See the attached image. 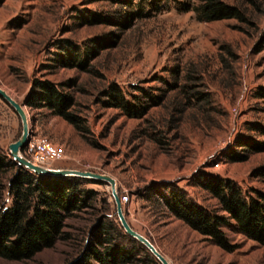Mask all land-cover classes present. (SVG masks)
I'll return each mask as SVG.
<instances>
[{"label": "rangeland", "instance_id": "1", "mask_svg": "<svg viewBox=\"0 0 264 264\" xmlns=\"http://www.w3.org/2000/svg\"><path fill=\"white\" fill-rule=\"evenodd\" d=\"M224 1L248 20L200 21L195 11L182 10L201 0H0V85L25 103L31 133L46 135L63 152L47 165L114 176L120 196L129 194L127 219L172 264H264L263 242L233 224L225 230L236 248L226 250L178 218L157 193L176 183L218 207L200 182L203 174L264 192V0ZM66 40L91 51L84 67L60 61ZM36 78L71 93V110L89 130L47 106H29ZM112 91L130 102L128 110ZM22 131L20 116L0 96V152L11 155L10 143ZM85 185L98 199L67 220L75 241L60 240L29 259L0 256V264H62L75 256L95 217L116 211L109 182ZM138 256L119 264L150 259L143 250Z\"/></svg>", "mask_w": 264, "mask_h": 264}, {"label": "trees", "instance_id": "2", "mask_svg": "<svg viewBox=\"0 0 264 264\" xmlns=\"http://www.w3.org/2000/svg\"><path fill=\"white\" fill-rule=\"evenodd\" d=\"M182 10L195 11L200 21L248 20L243 9L224 0L185 3ZM64 42L58 52L60 61L69 67H84L91 51L81 52L72 41ZM261 43L264 44V31ZM111 93L117 105L129 109L130 102L120 92ZM73 102V95L49 78H36L27 97L29 106H47L79 130L88 131L85 120L71 110ZM90 181L74 175L39 174L8 152H0V256L29 259L60 240L75 241L66 229L67 220L84 207L95 205L97 191L85 185ZM200 182L218 199V207L199 202L176 183L167 184L165 191L157 193L178 218L226 250L236 248L225 230L233 224L246 236L264 243V192L249 193L234 179L219 175L203 174ZM90 224L82 248L62 264H119L141 260L138 254L142 250L150 258L145 264H162L146 245L125 231L115 209L114 217L97 215ZM76 244L70 243L75 249Z\"/></svg>", "mask_w": 264, "mask_h": 264}, {"label": "water", "instance_id": "3", "mask_svg": "<svg viewBox=\"0 0 264 264\" xmlns=\"http://www.w3.org/2000/svg\"><path fill=\"white\" fill-rule=\"evenodd\" d=\"M0 96L16 111L20 116L23 125L22 134L18 139L10 143V153L11 155L21 164L28 167L29 169L35 171L39 174H51L60 176H81L97 181H106L111 184L112 194L114 196L116 204V212L118 219L125 229V231L142 242L148 247V249L159 259L162 264H172L170 260L156 247V245L148 238L146 235L135 229L126 217L123 209V202L117 188V181L114 176L98 172L90 169H79V168H69V167H53L44 164L35 163L27 155L23 153V148L26 146L30 139L31 127H30V117L28 110L24 102L19 101L15 96H13L7 89L0 85Z\"/></svg>", "mask_w": 264, "mask_h": 264}, {"label": "built area", "instance_id": "4", "mask_svg": "<svg viewBox=\"0 0 264 264\" xmlns=\"http://www.w3.org/2000/svg\"><path fill=\"white\" fill-rule=\"evenodd\" d=\"M27 148L28 157L38 164L47 165L52 159L63 157L61 149L46 135L31 133ZM121 200L127 202L129 194L121 195Z\"/></svg>", "mask_w": 264, "mask_h": 264}]
</instances>
